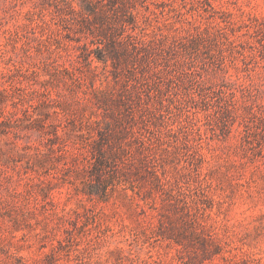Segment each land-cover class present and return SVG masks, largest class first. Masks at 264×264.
Returning a JSON list of instances; mask_svg holds the SVG:
<instances>
[{"label":"rangeland","instance_id":"374dc122","mask_svg":"<svg viewBox=\"0 0 264 264\" xmlns=\"http://www.w3.org/2000/svg\"><path fill=\"white\" fill-rule=\"evenodd\" d=\"M0 264H264V0H0Z\"/></svg>","mask_w":264,"mask_h":264}]
</instances>
